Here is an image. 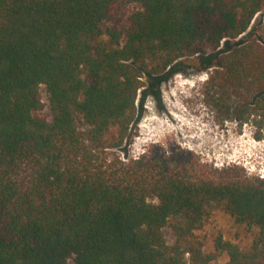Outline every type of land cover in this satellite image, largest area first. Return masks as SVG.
<instances>
[{
    "label": "trees",
    "instance_id": "1",
    "mask_svg": "<svg viewBox=\"0 0 264 264\" xmlns=\"http://www.w3.org/2000/svg\"><path fill=\"white\" fill-rule=\"evenodd\" d=\"M263 12L264 0H0V264H264V180L183 152L116 154L145 81L184 58L209 60L207 84L261 125L264 24L220 47ZM215 209L253 232L248 249L217 235L205 251L196 231Z\"/></svg>",
    "mask_w": 264,
    "mask_h": 264
},
{
    "label": "rangeland",
    "instance_id": "2",
    "mask_svg": "<svg viewBox=\"0 0 264 264\" xmlns=\"http://www.w3.org/2000/svg\"><path fill=\"white\" fill-rule=\"evenodd\" d=\"M264 24V12L257 15L253 27L235 41L220 47L240 45L259 34ZM204 58L181 59L167 78L146 80L137 101L138 118L128 141L116 154L124 162L147 156L153 150L165 157L179 152L188 155L200 165L215 169L237 167L251 178L264 180V121L251 115L244 121L237 119L236 106L244 103L237 94H219L207 84L216 67L206 68ZM42 115L49 117L48 100L44 86L40 87ZM158 91L159 94H156ZM145 92V93H144ZM174 94L171 111L177 121L168 115L164 96ZM228 112V113H227ZM197 236L205 243V251L213 248V239L221 235L225 240L246 250L251 245L253 232L235 225L221 209H215L204 220ZM167 242L172 241L168 228L164 229ZM222 255L216 264H224Z\"/></svg>",
    "mask_w": 264,
    "mask_h": 264
},
{
    "label": "bare ground",
    "instance_id": "3",
    "mask_svg": "<svg viewBox=\"0 0 264 264\" xmlns=\"http://www.w3.org/2000/svg\"><path fill=\"white\" fill-rule=\"evenodd\" d=\"M163 100L166 106L168 107V115L172 118L173 121H177L176 116L171 112L176 109V105L171 102L172 100H174V94H167L166 96H164ZM169 109L171 111H169Z\"/></svg>",
    "mask_w": 264,
    "mask_h": 264
},
{
    "label": "flooded vegetation",
    "instance_id": "4",
    "mask_svg": "<svg viewBox=\"0 0 264 264\" xmlns=\"http://www.w3.org/2000/svg\"><path fill=\"white\" fill-rule=\"evenodd\" d=\"M245 176H246L247 178H249V179H256V178H251V176H248V175H246V174H245ZM258 179H259V178H258ZM230 220H231V222H232L233 224L236 225V222H235L232 218H230Z\"/></svg>",
    "mask_w": 264,
    "mask_h": 264
},
{
    "label": "built area",
    "instance_id": "5",
    "mask_svg": "<svg viewBox=\"0 0 264 264\" xmlns=\"http://www.w3.org/2000/svg\"><path fill=\"white\" fill-rule=\"evenodd\" d=\"M264 177V176H263ZM264 179V178H263Z\"/></svg>",
    "mask_w": 264,
    "mask_h": 264
}]
</instances>
